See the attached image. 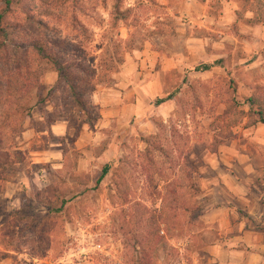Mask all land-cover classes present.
Instances as JSON below:
<instances>
[{
	"label": "rangeland",
	"instance_id": "obj_1",
	"mask_svg": "<svg viewBox=\"0 0 264 264\" xmlns=\"http://www.w3.org/2000/svg\"><path fill=\"white\" fill-rule=\"evenodd\" d=\"M111 6L0 0V43L15 55L0 60V133L21 155L0 183V264H138L146 219L166 213L149 263L264 264V227L241 203L204 212L200 192L199 213L182 210L188 165L197 188L232 175L264 206V24L238 20L236 0H126L128 29L111 25ZM33 43L71 67L87 115L31 51L16 71Z\"/></svg>",
	"mask_w": 264,
	"mask_h": 264
},
{
	"label": "trees",
	"instance_id": "obj_2",
	"mask_svg": "<svg viewBox=\"0 0 264 264\" xmlns=\"http://www.w3.org/2000/svg\"><path fill=\"white\" fill-rule=\"evenodd\" d=\"M126 0H112V6L111 10L108 14L109 20L112 26H118V24H122L124 27L128 28L131 25L130 21L131 19V10L129 9H122L123 3ZM236 2L240 6V11H236L235 15L236 18L239 20L240 17L242 16V13H248L250 14V18L247 19V24L249 25H262L264 24V0H236ZM1 15H0V20H1ZM1 34V33H0ZM2 37L6 38V35L3 33ZM4 38V39H5ZM13 45V44H12ZM13 50L18 49L19 47L16 45H13ZM30 50L25 49L23 51V54L21 55L24 58V62H22V66L17 68L16 71L19 72L21 70H28L29 66L25 55L31 51L33 55L36 57L40 58L43 61H47L51 67L52 70L56 73L58 80H60L67 90L70 93V96L72 100L74 101L75 106L80 110L82 115H87V110L85 103L83 101V91H81V87L78 84L77 81L72 77L70 70L71 67L67 65V63L64 62V59L60 56L57 55L56 53L50 51L49 49H46V47L42 45H38L37 43H33L29 45ZM6 46H3L2 43H0V60H5V61H12L15 58L14 54H8L9 51L6 50ZM22 49V47H21ZM220 64V61L214 62L212 65H201L198 67L194 68V72L197 73H205L210 71L213 67H218ZM264 91V89H262ZM261 96H264V93L261 92ZM170 99V96L167 97L166 99H162L157 101V103H163L165 101H168ZM257 103L256 99L253 97H250L246 100V104L249 106L250 110L253 108V106ZM26 108L23 109V111ZM259 117L257 120L258 123L264 124V109H259V111L256 113ZM5 117H10L6 116ZM11 118V117H10ZM4 119V118H3ZM6 119V118H5ZM84 124H87L89 127L91 126V122L88 120L84 122ZM9 135H4L0 133V183L6 182L10 175L13 172V166L21 161V155L20 154H15L12 155L8 149L7 145L5 144V140L8 141L10 138V135L13 134V131L7 132ZM148 151H146V154ZM186 161V160H184ZM190 169L189 174L185 178L186 185H184L183 188V197L186 198V201L183 203L182 210L184 213L189 214L191 212H195L196 214L199 213V208L197 205L192 201V199L196 196L199 195L200 190L197 188L191 180V176L195 173L194 169L191 167V165H188ZM108 172V167L105 166L102 169V173L98 179V182L103 178V176L106 175ZM163 201V199L161 200ZM63 205V204H62ZM62 205L60 208H62ZM144 210V209H143ZM163 210V208H162ZM170 212V211H169ZM169 218V213H166V215L159 214L158 216L154 217H148L146 221L149 223L148 228H147V233L146 236L143 238L141 242L136 243L137 246L140 249V258L138 259L137 263L138 264H151L149 263L150 259V249L151 245L153 246H158L160 245L161 238L158 237L159 234V226L160 225H165V223L168 221ZM152 236V238H150Z\"/></svg>",
	"mask_w": 264,
	"mask_h": 264
},
{
	"label": "crops",
	"instance_id": "obj_3",
	"mask_svg": "<svg viewBox=\"0 0 264 264\" xmlns=\"http://www.w3.org/2000/svg\"><path fill=\"white\" fill-rule=\"evenodd\" d=\"M215 179L217 180L218 178L216 177ZM221 179L219 184L216 183L211 188L203 182L197 185L202 197H204L202 201L203 211L207 210L205 206L209 204L217 205L220 203L223 207L226 204H234L235 201L241 203L242 209L246 211L248 217L259 224L261 223L263 228L264 206L262 208L261 198L256 193H252L250 187L245 185V180H241L238 177L233 178L232 175L226 177L224 173H222ZM248 195H251L252 198H249ZM242 224L245 225V223Z\"/></svg>",
	"mask_w": 264,
	"mask_h": 264
}]
</instances>
